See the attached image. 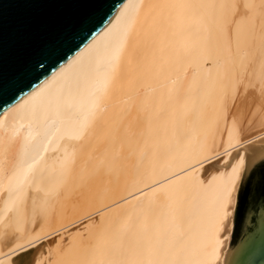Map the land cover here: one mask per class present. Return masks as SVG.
I'll return each instance as SVG.
<instances>
[{
    "label": "bare ground",
    "instance_id": "1",
    "mask_svg": "<svg viewBox=\"0 0 264 264\" xmlns=\"http://www.w3.org/2000/svg\"><path fill=\"white\" fill-rule=\"evenodd\" d=\"M262 157L264 0H125L0 113V264H223Z\"/></svg>",
    "mask_w": 264,
    "mask_h": 264
},
{
    "label": "water",
    "instance_id": "2",
    "mask_svg": "<svg viewBox=\"0 0 264 264\" xmlns=\"http://www.w3.org/2000/svg\"><path fill=\"white\" fill-rule=\"evenodd\" d=\"M125 0H0V113L84 46ZM223 264H264V170L241 178Z\"/></svg>",
    "mask_w": 264,
    "mask_h": 264
},
{
    "label": "rangeland",
    "instance_id": "3",
    "mask_svg": "<svg viewBox=\"0 0 264 264\" xmlns=\"http://www.w3.org/2000/svg\"><path fill=\"white\" fill-rule=\"evenodd\" d=\"M254 163L253 164L251 163L247 167V171L248 170H252V169H262V170H264V157L260 158L259 160L255 161ZM235 210H236V208H235ZM234 216H235V211H234ZM234 216H233V222H234Z\"/></svg>",
    "mask_w": 264,
    "mask_h": 264
}]
</instances>
